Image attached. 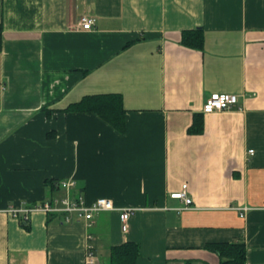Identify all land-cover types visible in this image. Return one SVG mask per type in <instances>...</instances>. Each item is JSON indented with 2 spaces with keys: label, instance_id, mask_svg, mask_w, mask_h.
<instances>
[{
  "label": "crops",
  "instance_id": "0c3cea01",
  "mask_svg": "<svg viewBox=\"0 0 264 264\" xmlns=\"http://www.w3.org/2000/svg\"><path fill=\"white\" fill-rule=\"evenodd\" d=\"M0 25V264H110L125 242L134 264H220V244L264 264V0H0ZM214 93L239 102L202 113ZM99 94L121 95L122 130L67 109ZM62 180L134 209L127 231L116 209L9 211Z\"/></svg>",
  "mask_w": 264,
  "mask_h": 264
},
{
  "label": "built area",
  "instance_id": "2783aa9c",
  "mask_svg": "<svg viewBox=\"0 0 264 264\" xmlns=\"http://www.w3.org/2000/svg\"><path fill=\"white\" fill-rule=\"evenodd\" d=\"M95 19L91 17L82 16L79 20V25L83 29H91L94 26ZM239 102V97L236 95L214 93L211 94L203 103L202 113L210 114L215 111H223L231 109ZM250 153L253 151L250 150ZM59 185L66 190V196L62 198L48 199L42 204L34 207H30L24 210L11 209L9 210L14 215L18 212H23L24 218L23 221H27V214L32 211H43L48 214L60 213L63 215L64 222L70 223L74 221H90L95 213L102 211H111L116 208L113 206L112 202L109 199L99 198L92 202H88L85 197L81 194L76 196L70 195V190L74 187L75 183L72 180H62ZM185 188V186L183 187ZM171 198L183 200L186 206L191 204V199L188 198L185 194V191L173 192L170 195ZM119 211V218L121 221V228L123 231H127L128 224L127 221L133 213L134 209L132 208H121L116 209ZM246 210V209H245ZM91 248V247H90ZM87 264H94L95 259L92 256V253H89L87 257Z\"/></svg>",
  "mask_w": 264,
  "mask_h": 264
},
{
  "label": "trees",
  "instance_id": "16d2710c",
  "mask_svg": "<svg viewBox=\"0 0 264 264\" xmlns=\"http://www.w3.org/2000/svg\"><path fill=\"white\" fill-rule=\"evenodd\" d=\"M1 25H0V50H1ZM182 42L185 45L194 48H201L203 38L200 31L185 32L182 36ZM72 112L95 113L117 130H122L124 112L122 97L119 94H99L83 97L80 101L72 103L67 108ZM192 130V129H190ZM189 130V131H190ZM211 250L218 255L229 256L228 261H221L220 264H245V254L243 245L227 244L214 245ZM139 255L138 245L131 242H125L112 248L110 255V264H134Z\"/></svg>",
  "mask_w": 264,
  "mask_h": 264
}]
</instances>
